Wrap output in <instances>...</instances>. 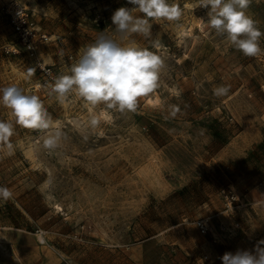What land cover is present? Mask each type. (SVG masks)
Wrapping results in <instances>:
<instances>
[{
  "label": "rangeland",
  "instance_id": "rangeland-1",
  "mask_svg": "<svg viewBox=\"0 0 264 264\" xmlns=\"http://www.w3.org/2000/svg\"><path fill=\"white\" fill-rule=\"evenodd\" d=\"M175 2L179 21H154L151 38L129 37L165 67L136 112L120 113L74 92L60 102L49 85L99 32L118 39L111 16L134 5L0 0V89L39 96L65 134L49 150L43 133L14 124V154L0 146V186L13 194L0 200V264H222L225 252L264 239V51L244 56L206 24L210 6ZM11 4L45 34L37 57L47 74L21 49L4 13ZM247 15L264 32V0H252ZM220 85L230 86L227 96L213 94ZM93 114L101 120L94 132ZM0 120L15 121L2 104Z\"/></svg>",
  "mask_w": 264,
  "mask_h": 264
},
{
  "label": "clouds",
  "instance_id": "clouds-1",
  "mask_svg": "<svg viewBox=\"0 0 264 264\" xmlns=\"http://www.w3.org/2000/svg\"><path fill=\"white\" fill-rule=\"evenodd\" d=\"M127 2L135 7L122 6L111 16L118 39L106 34V31L99 32L95 41L86 45L75 63L67 68V74L53 77L49 85L50 95L56 94L57 99L64 102L74 92L92 108L103 104L107 109L125 113L136 112L139 98L159 88L161 71L165 67L164 57L147 47H141L129 37L138 34L151 38L154 21H179L183 9L175 0L172 3L169 0ZM251 3L252 0H199L197 7L209 9L210 6L206 24L217 35L224 36L244 56L257 57L264 51L260 46L264 32L247 15ZM135 12L142 15H134ZM35 72V68L29 67L27 77L31 78ZM229 91L230 86L220 85L213 89V94L224 97ZM0 94V104L10 109L15 118L14 123L0 120V146L7 150L8 156L14 154V145L10 141L15 134L14 124L43 133V146L46 149L54 150L59 146L65 134L61 126L53 121L39 96L25 94L15 84L0 89ZM180 111L179 106L173 105L170 116L175 118ZM100 123L97 115L90 116L88 125L93 132ZM87 138L84 137L85 140ZM12 195L8 187L0 186V200L7 201ZM261 245H264V239L257 241L252 250L225 252L220 257L222 264H264V247Z\"/></svg>",
  "mask_w": 264,
  "mask_h": 264
},
{
  "label": "built area",
  "instance_id": "built-area-1",
  "mask_svg": "<svg viewBox=\"0 0 264 264\" xmlns=\"http://www.w3.org/2000/svg\"><path fill=\"white\" fill-rule=\"evenodd\" d=\"M4 13L6 14L9 25L20 42L21 49L30 59L35 61L36 67L43 71L45 74L48 70L42 65L37 57L38 53V42H43L46 39L45 34H41L39 28H37L33 18L29 13L18 4H11L4 8ZM16 52V50H14ZM224 199L228 202L234 200L233 195L228 194L224 190L221 191ZM198 230L201 234L205 235L208 233V224L205 221L197 222ZM59 264H72L69 261L63 260Z\"/></svg>",
  "mask_w": 264,
  "mask_h": 264
}]
</instances>
